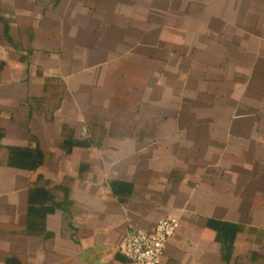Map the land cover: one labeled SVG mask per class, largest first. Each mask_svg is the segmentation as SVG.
I'll use <instances>...</instances> for the list:
<instances>
[{
  "label": "crops",
  "instance_id": "0c3cea01",
  "mask_svg": "<svg viewBox=\"0 0 264 264\" xmlns=\"http://www.w3.org/2000/svg\"><path fill=\"white\" fill-rule=\"evenodd\" d=\"M168 217L166 264H264V0H0V264Z\"/></svg>",
  "mask_w": 264,
  "mask_h": 264
},
{
  "label": "built area",
  "instance_id": "2783aa9c",
  "mask_svg": "<svg viewBox=\"0 0 264 264\" xmlns=\"http://www.w3.org/2000/svg\"><path fill=\"white\" fill-rule=\"evenodd\" d=\"M178 219L168 217L161 220L153 232L131 230L120 248L129 264H166L165 254L168 240L178 227Z\"/></svg>",
  "mask_w": 264,
  "mask_h": 264
},
{
  "label": "trees",
  "instance_id": "16d2710c",
  "mask_svg": "<svg viewBox=\"0 0 264 264\" xmlns=\"http://www.w3.org/2000/svg\"><path fill=\"white\" fill-rule=\"evenodd\" d=\"M8 41H9V40H8ZM9 43H10L11 45H13L11 41H10ZM114 101H117V100H115V98H111V103H114ZM77 144H79V143H75V145H77Z\"/></svg>",
  "mask_w": 264,
  "mask_h": 264
}]
</instances>
